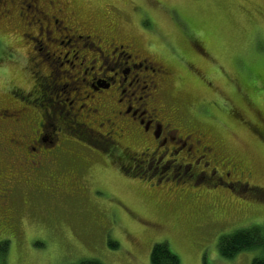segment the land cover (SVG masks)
<instances>
[{
    "label": "rangeland",
    "instance_id": "374dc122",
    "mask_svg": "<svg viewBox=\"0 0 264 264\" xmlns=\"http://www.w3.org/2000/svg\"><path fill=\"white\" fill-rule=\"evenodd\" d=\"M60 1L68 13L114 28L119 40H134L169 66V103L219 145L218 157L250 172H231L229 179L256 188L231 193L209 185L199 196L153 189L120 173L93 140L84 146L63 135L64 151L30 173L15 164L16 147L1 143L0 193L9 190L0 195V245L7 241L0 264H150L151 247L163 241L180 264H251L259 250L224 258L217 240L264 226V0ZM15 23L0 19V109L23 115L20 123L0 121V141L33 129L43 102L33 92L44 80L36 63L42 51L24 20ZM71 180L85 188L73 189Z\"/></svg>",
    "mask_w": 264,
    "mask_h": 264
},
{
    "label": "flooded vegetation",
    "instance_id": "af4514ba",
    "mask_svg": "<svg viewBox=\"0 0 264 264\" xmlns=\"http://www.w3.org/2000/svg\"><path fill=\"white\" fill-rule=\"evenodd\" d=\"M65 7L60 0H0V19L15 26V20L22 19L24 28L32 29L27 36L42 51L36 63H41L44 75L33 92L56 109L50 112L42 102L35 107L39 112L33 129L0 141L6 144L3 148L16 147L15 164L30 173L43 163L50 165L64 151L63 141H58L63 135V140L83 145L86 139L93 140L120 173L149 181L153 189L193 191L199 196L197 191H206L209 185L231 193L256 188L246 179H229L231 172L241 177L250 172L218 157L219 145L169 103V66L134 40H119L114 28H97L91 19H79ZM6 111L0 109V121L14 117L21 122L23 113ZM70 186L85 188L74 180Z\"/></svg>",
    "mask_w": 264,
    "mask_h": 264
},
{
    "label": "trees",
    "instance_id": "16d2710c",
    "mask_svg": "<svg viewBox=\"0 0 264 264\" xmlns=\"http://www.w3.org/2000/svg\"><path fill=\"white\" fill-rule=\"evenodd\" d=\"M264 194V193H263ZM262 194V195H263ZM0 245V259L3 261L7 241ZM114 245L113 243H110ZM114 247V246H113ZM257 249L260 253L254 256L251 264H264V226L253 224L239 228L229 234H222L217 240V251L224 258H231L240 251ZM150 264H180L179 256L171 250L167 242L153 244L149 253ZM76 264H102L96 259H84Z\"/></svg>",
    "mask_w": 264,
    "mask_h": 264
}]
</instances>
